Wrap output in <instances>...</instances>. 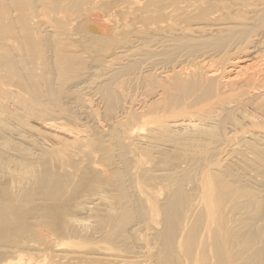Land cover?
I'll use <instances>...</instances> for the list:
<instances>
[{"label": "bare ground", "instance_id": "1", "mask_svg": "<svg viewBox=\"0 0 264 264\" xmlns=\"http://www.w3.org/2000/svg\"><path fill=\"white\" fill-rule=\"evenodd\" d=\"M57 1L58 4L52 9L50 6V10L47 6L50 4L49 0H40L43 6L39 4L47 6L45 8L48 11L52 10L58 15L65 10L67 13L86 16L88 29L92 32L98 26H104V17H112L119 5L129 3L131 11L127 4L129 10H126L124 4L122 8L130 11L128 14L133 22H140L141 26L138 27H143L144 30L140 28L139 36H145L149 32L147 40L142 37L144 43L142 39L139 44H136L137 41L131 42L132 50L129 55L136 56L133 50L145 44L143 58L152 60V69L161 74L160 78L165 83L160 86L162 96L157 95V99L152 96L155 101L151 104L165 102L169 115H162L163 120L155 119L153 125L149 126L146 140L150 144L148 148H138L131 144L128 133L132 128L119 131V137H116L118 143L114 146L111 143L110 147L106 145L108 148H104L112 153L110 156H114L110 160H107L109 156L106 153V156L102 153L104 157L97 152L95 155L96 149L90 148L86 140H79L77 131L61 125L57 127L58 130L64 129L68 137L72 134L76 139L68 141L67 138L54 135L50 142L54 148L42 147L32 152L29 146H24L21 141H16L19 139L14 138V135L19 134L16 126H8L5 119H0V134L12 138L5 144L0 143V264H31L38 260L43 264H264V225L260 228L255 226V219H264V142L242 138L244 132L241 129L238 132L237 125L232 123H229L227 132L223 126L225 134L220 135L219 131V135L213 133L218 129L216 114L238 116L241 108L251 109L254 106L252 102L246 101L250 92L257 94L253 98L256 110H262L264 114V69L261 66L242 71V67L239 68L235 77L229 76V79L224 80L235 82V86L226 93L228 95L218 96L221 71L236 68V64L245 61L244 54L249 51L252 55L264 52V0H102L104 2L101 6H96L101 0ZM35 2L36 0H0V73L7 71L14 74L21 69L25 62L19 61L20 56L15 53L22 49L21 42L26 40L23 54L28 47L31 49L33 45H37L38 50L32 52L35 55L44 44L48 49L45 57H55L52 64L49 63L53 66L45 65L47 70L55 71L60 76V81H66L68 73L74 72L70 70L67 61L70 54L76 53V43L73 42L74 48L69 50L70 54L66 53L63 39L59 38L60 34L56 37L58 42L61 41L59 45L52 34L53 30L49 32L53 36L44 37L45 33L41 32L43 35H32L30 41L32 26H26L29 22L25 21V16L27 20L32 18L35 22V15L30 17L33 4L34 7L39 5H35ZM121 12L124 16L125 11L122 9ZM128 14L125 12L126 17ZM118 16L114 17L117 22L120 18ZM121 21L125 25L128 23V20L126 22L120 18ZM25 22L27 28L23 26L26 29L22 30L19 26ZM122 22L117 23L118 27ZM31 25L34 26L33 22ZM37 26L36 29L33 28L35 34L40 28L39 24ZM49 26L50 30L51 25ZM62 26L61 24V28ZM28 28L30 31H27ZM134 28L138 29L137 26ZM22 31L29 34L25 35ZM121 31L119 33L125 32L124 29ZM57 32L55 33L58 35ZM135 34L138 36L137 32ZM32 37H38V41ZM112 37L116 38V35ZM49 40L60 47L56 48L55 44L52 48ZM8 41L12 43L9 44ZM29 41L32 46L28 45ZM115 42L114 50L120 43L118 40L115 45ZM110 43L109 46H112ZM32 49L29 51H34ZM138 49L137 55L142 48ZM211 52L221 56L211 57ZM40 53L36 54L37 58H44ZM239 54L243 55L227 58ZM32 56L30 55L31 59L36 58ZM128 58L118 56L115 51L109 57H98V63L102 65L119 66L107 71V81L99 86L101 100L110 114L116 109L115 90L111 83L122 74L121 71L125 69L122 61ZM34 61L35 66L38 61ZM117 62L121 63L115 64ZM206 68L208 72L204 76L203 70ZM150 70L146 73H150ZM183 75H187V78L182 77ZM31 79H26L27 83L15 84L11 79L14 85L8 86H15L17 92L14 95L10 88L0 82V99L12 100L21 108L23 102L18 100V96L27 95L28 92L34 94L35 104L26 108L28 116L25 117H33L45 123L55 118V114L50 105L41 103L40 92L29 90L35 83L34 77ZM8 80L7 78L6 81ZM48 85L51 86L50 83ZM48 102L52 106L59 104L52 95ZM183 103L186 104L185 108L181 107ZM194 106L204 107V114L207 116L202 117L203 120L185 119L186 112ZM174 107H181L182 111L175 112ZM208 107H212L211 112H208ZM6 111L8 110L3 106L0 107V112ZM242 115V118H248L244 113ZM250 124H255V121ZM17 125L25 126L24 118ZM54 127L56 125L53 123L46 124V129ZM1 141L4 140L0 138ZM96 142L100 149L102 143L99 140ZM201 144L206 145L205 149ZM115 149L116 156L113 154ZM148 152L151 155L153 152L157 157L147 155ZM96 156L98 159L106 158L104 162L107 161V164H102L101 159H96ZM143 156H149L155 161L150 159L149 162H143ZM84 162H87V166ZM82 163L85 165L82 166ZM107 188L116 197L115 200L112 198L115 206L112 208L105 205L99 208L94 197H102ZM161 194L162 199L159 198ZM105 196L104 194V198ZM98 211H101V217H95L93 222L76 217L78 213ZM240 213L258 215H254L249 221L237 222L232 227L230 216ZM141 221H145L146 250L143 248L139 255L130 256L138 249L131 240L138 231L135 226ZM93 235H100L98 243L110 246L113 253H105L102 247L88 244L89 242L81 243L83 239L89 240ZM150 255L151 258H148Z\"/></svg>", "mask_w": 264, "mask_h": 264}, {"label": "rangeland", "instance_id": "2", "mask_svg": "<svg viewBox=\"0 0 264 264\" xmlns=\"http://www.w3.org/2000/svg\"><path fill=\"white\" fill-rule=\"evenodd\" d=\"M39 1L40 0H38V1L36 0V2H35L36 4L35 5H37V3L39 4L40 3ZM56 1L57 0H49L50 4L48 3L49 5H47L48 9L50 8V6H52L50 9H52L54 6H56L58 4V1L57 2ZM106 1H109V0H106ZM100 2H102V0L99 1L96 4V6L97 5L101 6L104 1L102 3H100ZM40 4L43 6V3H40ZM123 4H124L126 10L130 9L131 6L130 5L128 6L129 3L128 4L127 3H123ZM123 4L118 6V8H117L118 11H114L113 12L114 13L113 15H115V16H113L111 14L113 18L111 16L107 17V19L104 17V19H105L104 24L105 25L104 26H98V29L96 31H93V32L89 31V29H88L89 28L88 27L89 24L86 23L87 22V20H86L87 17L84 16V15H80V14L76 15V14H73V13H67L68 11H65V10H64L65 13L63 11L62 13H60L61 15L60 14L58 15L57 13L53 12L52 10H51V12L48 11L46 9L47 6L42 7L41 5L40 6L37 5V6L34 7V4H33V6H32L33 12L30 15V17L34 14L35 15V16L33 15L34 19H36L35 22H34V20L32 18H28V19H31L33 21L27 20V16H25V19H26L25 21L26 22L28 21L29 23L28 22H27L28 24L26 22L25 23H21L22 25L19 26V27H21L22 30L24 29L22 27L25 26V24H27L26 25L27 27L29 26V24H30V27L32 26V28H31L32 31H30V28H28V30H27V31L31 32L30 36L27 35L26 37L27 38L30 37L29 39L31 41L32 40L31 39L32 35H36L37 36V33H39V35H40V34H42L41 32H43V34L45 33V35L42 34L44 37H47L48 35L54 34L55 35V39H56V37H58L59 34H60L59 38L63 39L62 40L63 41L62 44H63V47L65 48V49L64 48L63 49L66 51V53L70 54L69 50L71 48H74V45H75V47L77 46L76 47L77 49H75V51H74L76 53H73V49L71 50V53H73V54H70V56H69L70 58H68V61H67L70 64L69 65L70 70L72 69V72L74 70L73 73H70V74L68 73V77H67L68 81L67 80L65 81L64 79H62L63 82H62V80L60 81L59 80L60 76L57 73H55V71L54 72L52 71L53 72L52 73L51 70L50 71L47 70V67L45 65L48 64L50 66H53L51 64L54 61L55 57H45V54L48 51V49L44 46V44H42L43 46L42 45L40 46L39 52H37V53H40V51H41L40 54H43L42 56H44V58L43 57H38L37 58V56H36L37 53L35 55L33 54L34 52H36L38 50L37 48L39 46L37 47V45H33V47H31L32 44H30V41H29L28 45H31L30 47H31V49L33 48L32 50H34V51H29L31 49L27 46L29 49L27 48L26 49L27 52L25 54H23L24 53V48L26 47V45H23V44H26V42H27L26 40H25V42L23 40L24 43L21 42V44H22L21 48L23 50L19 49L18 53H15V54L20 56L19 58L21 60H19V61L23 60L26 64L23 63L22 64L23 66L21 65V67H20L21 69H18L19 71H17V73L15 72L14 74H10L7 71L0 73V75H1V81H0L1 84L3 86H5V87L10 88V91L12 92L13 95L16 94L17 90H16L15 86H10L9 87L8 85H10V84L14 85L16 82H18V83L19 82L27 83L28 81H26V79L27 80L28 79L32 80L31 78L34 77L35 83L33 85L31 84L32 85L31 87L29 86L30 87L29 90L30 91H36L38 93L40 92L39 93V96H40L39 99H40L41 103L46 102L48 105H50V107L52 108V110L54 111V114H55L54 115L55 118H53V119H51L49 121H46L45 123H43V121L36 120L33 117H25V116H28V114L26 112V108L29 107L30 104H35V101H36V98H35L34 94L29 93V92L27 93V95L18 96V100L23 102V105H21V108L17 104H15L14 101H12V100L8 101L6 99H0V107L3 106L5 109L8 110V111H6L4 113L0 112V119H2V120L5 119L6 124L8 126H11V127H15L16 126V132L19 133L18 135H14L15 139H19V140H16V141H21L24 144V146H27V147L29 146V149L32 152H34V150L40 149L42 147L54 148L53 146L50 145V142L53 139L52 137L54 135L55 136L56 135L60 136L61 138H67L68 141L76 139L75 135L70 134V137H68L69 135H67L65 133L64 129H59L58 130V128H57L60 125L63 126V128H64V126H66L68 129H74L75 131L78 132L77 133L78 136L80 135L79 136V140H86V143L87 142L89 143L90 148H92V147L95 148L96 149V151L94 153L95 155H96V152L98 154H100L101 157H104V156L107 155V156H109V158L107 157V160H110V159H113L114 156H112V155L110 156V154H112V153L111 152H107L104 148L107 149L108 147H110V145H112L111 143H113V146L118 143L116 137H119V135H117V133H119V131L121 132V131L127 130V128H132L131 132L128 133L129 137H130V139L132 141L131 144L136 145L135 147H138V148H148L149 147L150 144H147V142H146L147 137H148L147 130H148L149 126L153 125V122H154L155 119H159V118L162 119V117H161L162 115H164V116H168L169 115V110L167 109L165 102H160V103L157 102V104H151V103H153V101H155V99H157V97H156L157 95L162 96L161 95V93H162L161 90L162 89L160 88V86L162 84H165V83H164V80L160 78L161 74H159V72H157V71L152 69V67H151V65H152L151 61L152 60H146L145 58H143V56L145 55L143 53V52H145V48H146V47L144 48L145 44L144 45L141 44V46L137 47V49L140 48V47L142 48V49L140 48L141 50L144 49L142 51L143 55H142L140 49H138V51L140 50V52H138V55H137V52H136L137 49L133 50V51H135L133 53L137 57H140L139 59L136 56H134L136 58L130 57L131 54L129 55V53L132 50L130 48L131 47V42H134V41L136 42L137 41L136 44L141 43V41L143 40L142 37L144 36V34H143L142 37L139 36L140 34H138V32L143 27L142 28L138 27V26H141L140 22H138V23L133 22L131 15L128 14L131 11V9H130L129 12L124 10V8H122ZM126 4H127V7H129V9L126 7ZM119 7L122 8L123 11H125L130 17L128 15L126 17L125 16V12H124V16H125V19H124V16L121 15V13L123 14V12H121L122 9L120 10ZM45 9H46V11H48V13L45 11ZM21 13H23V12H21ZM50 13H52L51 14L52 16L49 15ZM54 14L56 16H54ZM22 15L24 16V13ZM120 15H121V17H120ZM58 16H59V18H58ZM116 16H118V18L120 17L122 20H125V21L128 20V23L132 24V26H131V24L129 25L127 23V25H129L128 27H131V29L129 30V28L126 27L127 25L124 24L125 22L123 21L124 22L123 23L121 21L122 24L119 27L120 28L123 27L122 29H124L125 32H123L124 34L123 33H119L122 29L120 30V28L117 25V23L120 22V18H119V22H117V19L114 18ZM21 17H20V19H22ZM66 19H68L67 22H66ZM23 20H24V17H23ZM22 22H24V21H22ZM32 22H33L35 27L33 25H31ZM60 23L63 25L62 28H61V24ZM111 23H112V25H110ZM37 24H39L40 28L42 27L41 28L42 31H40L39 30L40 28H38L37 32L35 34V32H33V28L36 29V27H38ZM123 24L125 26H123ZM49 25H51L50 30H49V27H50ZM54 25L55 26L58 25V26L55 27ZM85 25H86L87 28L85 27ZM134 25L137 26V28H138L137 30L134 28L135 27ZM162 27H166V25H164V26L162 25ZM58 28H61V29H58ZM56 29H57L58 32L55 31ZM52 30H53L52 34L49 33ZM111 30L113 32H111ZM131 30H133V31H131ZM134 30H136L135 32H137L138 36L135 34ZM143 30L144 29H142V31ZM19 31H21V30L19 29ZM54 31L57 32L58 35ZM130 31L132 33H134L135 35L132 34ZM23 32H25L24 33L25 35H26V33L29 34V32L22 31V33ZM152 32L155 33V31H152ZM148 33L149 32H147V34ZM20 34H21V32H20ZM62 34L65 37L64 36L62 37L61 36ZM111 34H113L112 36L116 35L117 40H116V38L112 37ZM128 34H130V35H128ZM146 35L143 37L144 40H147ZM22 36H24V35H22ZM26 37H25V39H27ZM34 37H32L33 40L34 39L36 40L38 38V37L37 38H34ZM40 37H39V39L42 38V37L41 38ZM127 37H129V38H127ZM21 38H23V37H21ZM136 38H138V39H136ZM111 40H112L113 44H112V42L110 43ZM115 40H116V42H115ZM118 40L120 42L119 46L117 47L116 50H114L115 49V48H113L114 47V42H115V45H116ZM144 40H143V43H144ZM21 41H22V39H21ZM37 41H38V39H37ZM55 41L58 42L57 39ZM122 41H125V42H122ZM138 41H140V42H138ZM60 42L61 41L58 42L59 45L61 44ZM73 42L76 43V44H74ZM8 43L11 44L12 42L8 41ZM49 43L51 44L52 42L49 40ZM68 43H71L72 45L68 44ZM96 43H97L98 46L96 45ZM109 43L112 46H109ZM55 44H56L55 42L51 44L52 48H54ZM59 45H57L55 47L58 48V47H60ZM23 46H24V48H23ZM35 46H36V48H34ZM66 46H67V48H66ZM96 47H98V48H96ZM111 49L113 50V53L115 51V53H118V56H120V57H123V58L125 57L126 59L128 57H130V58H128V60L123 59L122 65L124 66L125 69L123 68L124 70L121 71L122 74H120L117 77L118 79H116V81H114V83H111V87L114 88V90H115V101H116V109L114 110V112L112 114L107 112L106 106H104L105 103L103 102V100H101V92L99 91V86H101L105 81H107V75L109 73V72L107 73V71H109L112 68L119 67V66H116V65L114 66V64H112L110 67H108V65H104V64L102 65V64L98 63V57H109L111 54H113L111 52L112 51ZM262 49H263V47H262ZM93 50L94 51L96 50L98 53L96 51H95L96 52L95 53ZM108 50L109 51L111 50V51L108 52ZM21 51H23V52H21ZM42 51H43V53H42ZM140 53H141V55L139 56ZM15 54H14V57H17V55L15 56ZM26 54H27V56H26ZM210 54H211V57L221 56L219 53H216V52H211ZM30 55H33L34 57L36 56V58L35 59H31ZM242 55L243 54H239L237 56H232V57H227V58H236V57H240ZM244 56H246V57H243V60H245V61H243L242 63L236 64L235 65L236 68H233V69L231 68V69H228V70H224L225 72L221 71V74H220V77H219V81L220 82L218 81V88H219L218 96L219 97H220V95H222V94L224 95L227 92H229L235 86V82H232V81H229V82L227 81L226 82L224 80H226L227 78L229 79V76H230V78L235 77L236 76L235 72H237V70L239 68L242 67L240 69L242 71V69L244 70L245 68H252V67L253 68H255V67L257 68V65H258V66H261V68L264 69V52L263 53H259L257 55H252L250 53V51H249L248 53L244 54ZM258 57H260V58H258ZM252 58H254V59H252ZM39 59H40V61H39ZM44 59L46 60V62L44 61ZM34 60L38 61L37 62L38 64H36L37 66L33 65L34 63L32 61H34ZM30 61H31L32 64L30 63ZM105 61L109 62L108 58H105ZM257 61H259V62H257ZM50 62H51V64H49ZM39 63H40V65H39ZM119 63H121V62H117L115 64H119ZM27 64H29V65H27ZM133 64H135V65H133ZM262 64H263V66H262ZM191 65L192 64L190 62L189 66H191ZM34 67H35V69H34ZM38 67L42 68V69H39ZM150 69H152V70H150ZM38 70H39V73H36V71L38 72ZM148 70H150L151 72L150 73H146ZM229 70H231L232 72L231 71L229 72ZM240 70H238V71H240ZM203 72H204V76H205V74L208 72V69L207 68L204 69ZM81 73H83V74H81ZM43 75H45V76H43ZM71 75H72V77H71ZM5 76L9 79L8 82L6 81L7 78ZM26 77H28V78H26ZM182 77L187 78V75H185V76L183 75ZM43 78H44V80H42ZM11 79L13 80L14 84L12 83ZM233 81H235V80H233ZM2 82H4V83H2ZM48 83H50L51 86H49ZM39 89H40V91H39ZM59 90H61V91L59 92ZM156 91H159V92H156ZM231 94L232 93H230V95ZM51 95L54 96L56 98V100L59 101L58 102L59 104H55L54 106H52L48 102L49 101V97ZM226 95H228V94H226ZM226 95L224 97H226ZM152 96L154 98L155 97L156 98L154 99ZM247 97H248V99H247ZM256 97H257V94H255L254 92H250V93L247 94V96H246L247 100L246 101H248L250 103L252 102L254 104V106L251 107V109L250 108H241L239 110V115L238 116H233V115L224 116L222 114H220V115L216 114L215 115V117L217 118L216 123L218 122V125L216 124V126H218L217 127L218 129L217 128H216L217 130L214 129L215 132L213 131V133H215V135H219V134L223 135V134H225L228 131L227 127H229V125H230L229 123H232V124H236L237 125L236 128L238 127V132L240 131L239 129H241V131L244 132V134H242V138L250 140V141L257 140V141L263 143L264 142V114H263L262 110H256V107H255L256 101L254 100ZM43 99H44V101H43ZM2 100H3V102H2ZM244 100H245V98H244ZM159 101H161V100H159ZM184 106L186 107L185 103L181 104V107H184ZM228 106L230 107L231 105L228 104ZM181 107L180 108L179 107H174V111L180 113L182 111ZM125 109H127V110H125ZM197 109H198V112H197ZM199 109H201V111ZM207 109H208V112L212 111V107H208ZM200 112H201V114H200ZM204 113H206L204 107H200L199 108L197 106H194V107H192V109L188 110L186 112V115H184V116H185V119H190V120H193V121H197L199 119L203 120V118L207 116V114H204ZM242 113H244V115H247L248 118H242L243 117ZM56 115H57V117H56ZM21 118H24V122L26 123L25 126L17 125L18 122L21 120ZM225 118H227V119H225ZM238 118H240V119H238ZM162 120H161V122H165V123L167 122V121H162ZM251 121H255V124H250ZM49 122L53 123L54 126L56 125V128L54 127V129H51V130L50 129H46V124H49ZM220 122H221L222 125H220ZM223 126L226 127L225 128L226 130L224 129ZM116 129H118V130H116ZM222 129H224L226 132L224 133L223 132L224 130L222 131ZM217 131H219V134H218ZM221 132H223V133H221ZM82 137H85L86 139L82 138ZM0 138H2L4 140V141L0 142V143H3V144L7 143L10 139H12V138H8V137H4L1 134H0ZM98 140L102 143V147L103 148L101 147L100 149H98V143L96 142ZM92 141H94V143ZM30 145L35 146V147H31ZM106 145H108V147ZM200 146L202 148H204V149L206 147L205 144H201ZM97 149L101 153L99 151H97ZM101 149H104V150H101ZM88 150L89 149H86V151H88ZM147 151H149L151 153L150 150H147ZM149 152L147 153V155L150 154ZM102 153H103V155L106 153V155L103 156ZM113 154H115V156L117 155V150L116 149H115V152L113 151ZM150 156H152L153 158L157 157L156 154L154 156L153 152H152V155L150 154ZM101 157L99 158V159H101L100 161L102 162V164L106 165L107 161L104 162V159L106 160V158L103 159ZM145 157L146 156H143V158H142L143 160L142 159L141 160L143 162H147V161L149 162L151 157L147 156L148 159H146L147 157L146 158ZM96 159H98V157ZM152 160L153 159H151V161ZM154 161H155V159H154ZM154 161H152V162H154ZM84 163H82V166H84L87 162L85 164ZM86 166H87V164H86ZM144 167L146 168L147 165H145ZM151 184L152 183H150V185ZM141 187H140V189H141ZM108 190H109L108 188L105 189V191H106V193H104L106 195L105 198H104V194L102 195V197L101 196H95L94 197V199L98 203V207L99 208L103 207L105 205H109L112 208L115 206L114 205V202H115L114 200L116 199V197L112 194L111 190H109V191ZM116 194H118V193H116ZM162 194L164 195V192H162ZM162 194L159 197L160 199L163 198ZM112 198H114V200H112ZM108 199H110V200H108ZM99 213L101 214V211H98V213H95V212L78 213L77 214L78 216H76V217L88 220L90 222H93L95 220V217H98V218L101 217V215ZM254 215H258V213H240L238 215L236 214V215L230 216V220L229 221L233 222V224H231V226L233 227L234 224L237 223V222L241 223V222H244V221H249L248 219L255 217ZM133 216L135 217L134 214H133ZM144 223H145V221L144 222L141 221V223L138 226H135V228L138 231H136L134 233V237L132 238L131 241L133 242V244H135L138 247V249L133 254H130V256L139 255V252H142L143 248H144V250H146V248L144 247V241L146 239V233L144 231ZM255 223H256L255 226L257 228H260V227H262L264 225V219H260L259 221H257L255 219ZM98 239H100V235H93V236H90L89 240H84L83 239L81 241V243L89 242L88 244L97 245V246L102 247L104 249L103 251L105 253H109V252L113 253L110 246L102 245V243H98ZM242 246H244V245H242ZM64 250H67V249H64ZM107 251H109V252H107ZM151 256L152 255H150V257L148 256V258H151ZM31 264H43V263H42L41 260H38V261H32ZM48 264H50V263H48ZM235 264H239V263L236 262Z\"/></svg>", "mask_w": 264, "mask_h": 264}]
</instances>
